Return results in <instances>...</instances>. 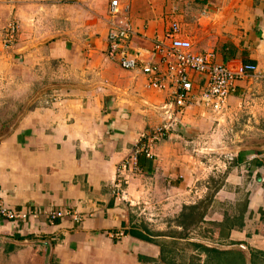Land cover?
I'll list each match as a JSON object with an SVG mask.
<instances>
[{"label":"crops","instance_id":"0c3cea01","mask_svg":"<svg viewBox=\"0 0 264 264\" xmlns=\"http://www.w3.org/2000/svg\"><path fill=\"white\" fill-rule=\"evenodd\" d=\"M111 1L0 0L1 27L18 26L2 72L59 87L0 138V199L22 215H0V264H43L34 243L45 241L50 264H264V0H120L143 65L165 69L154 42L178 37L217 63L258 67L219 125L199 95L205 76L191 74L180 126L139 156L126 200L114 193L118 166L162 123L169 96L108 57Z\"/></svg>","mask_w":264,"mask_h":264},{"label":"built area","instance_id":"2783aa9c","mask_svg":"<svg viewBox=\"0 0 264 264\" xmlns=\"http://www.w3.org/2000/svg\"><path fill=\"white\" fill-rule=\"evenodd\" d=\"M124 7L120 0H112L108 10L110 31L108 33L107 54L116 60L125 70L141 68L147 76L148 86L153 89L167 91L169 101L160 107L163 117L162 123L151 132L141 135L134 145L130 156L119 166V178L114 184V193L123 200L127 199L124 184L129 182L127 174L139 170L138 159L140 155L153 157L154 145L164 140L181 124L185 109L192 101L194 85L192 73L205 76V84L199 91L203 103L219 120L229 111V100L237 88V82L250 74H257L258 67L245 64L239 69L231 68L216 62L214 52L205 54L195 53L191 41L173 37L170 42L155 41L153 52L160 55L166 63L163 69L159 64L143 65L140 53L131 47L136 31L128 20L123 19ZM18 26L9 27L11 40H14ZM171 32L178 34L177 24L171 26ZM264 182V176L262 177ZM0 215L7 218H18L22 215L9 210L0 199ZM67 215L66 212L55 211L51 213L53 219ZM78 220V218H76Z\"/></svg>","mask_w":264,"mask_h":264},{"label":"rangeland","instance_id":"374dc122","mask_svg":"<svg viewBox=\"0 0 264 264\" xmlns=\"http://www.w3.org/2000/svg\"><path fill=\"white\" fill-rule=\"evenodd\" d=\"M106 5L108 6V3ZM3 13H4V11H0V27L3 26L2 25L3 19L1 17L3 15ZM123 15H125V14H123ZM8 27L9 26L7 25L6 29H5V27L0 28V32H3L2 33V43H1V47H0V54H2V55H0V57L3 55H8L9 53H11L15 49V46L17 44L18 32H16V34H14V40L12 42L11 33L8 32ZM3 67H4V65L0 68V94H1L0 95V133L3 129V126L9 125L19 115L18 113L25 107V105H28L27 106V108H28L30 105L32 106L36 102V100L38 99V98H36V96L39 97L44 92H47L50 90H56L59 88L57 86L58 84H54L56 86L50 87V85L49 86L46 85L48 83L44 84L41 82H40L41 85L38 84V85H40V86H38L37 84L34 83L33 80H31V78L28 81H22L21 83H18V84L12 83V82H14V76H13V72H10V71H13L14 68L12 66H10V67H8V69L6 71L2 72ZM18 72H19V70H18ZM41 74H43V73H40L39 77L43 78L41 76ZM14 91H17V93H19L21 95V97L18 96ZM36 91H37V93L34 95V93ZM27 108H26V110H27ZM138 140H137V142H138ZM228 140H231V139L229 138ZM223 154L224 153L216 154V150L214 149V155H212V156H214V159H215L217 157H220ZM120 165H121V163H120ZM119 166H118V170H119ZM138 210H139V213H141V215L139 216L140 219L146 220L147 217H150L149 215H147L145 213V210L143 211L139 208H138ZM154 217H156V216H154Z\"/></svg>","mask_w":264,"mask_h":264},{"label":"water","instance_id":"95a60500","mask_svg":"<svg viewBox=\"0 0 264 264\" xmlns=\"http://www.w3.org/2000/svg\"><path fill=\"white\" fill-rule=\"evenodd\" d=\"M27 106L28 105H25V107L20 111L19 115L9 125L5 126L2 129V131L0 133V138L8 135L13 130V128L16 125L19 117L26 111ZM34 244H35V246L44 247L46 249L44 259H43V264H50L51 254H52V244L49 241L36 242Z\"/></svg>","mask_w":264,"mask_h":264},{"label":"trees","instance_id":"16d2710c","mask_svg":"<svg viewBox=\"0 0 264 264\" xmlns=\"http://www.w3.org/2000/svg\"><path fill=\"white\" fill-rule=\"evenodd\" d=\"M7 123V122H6ZM9 123V122H8Z\"/></svg>","mask_w":264,"mask_h":264}]
</instances>
